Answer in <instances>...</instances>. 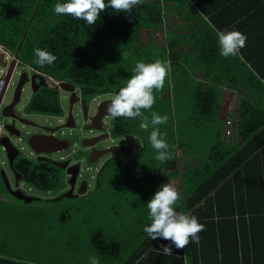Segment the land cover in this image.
Listing matches in <instances>:
<instances>
[{"label":"trees","instance_id":"obj_1","mask_svg":"<svg viewBox=\"0 0 264 264\" xmlns=\"http://www.w3.org/2000/svg\"><path fill=\"white\" fill-rule=\"evenodd\" d=\"M37 2L0 0V46L14 55L24 37L18 57L26 55L28 65L57 81H75L88 96L119 91L102 85L100 78H104L97 71L95 58L86 49L90 42L96 47L109 40H121L134 29L139 41L145 31L160 32L169 12L185 10L191 2L203 14L202 21L207 16L216 29L224 30L232 24V30L246 35V46L239 54L240 64L232 63L224 69L218 63L223 57L216 47L214 53L207 55L217 45L215 32L208 25L211 35H205L200 31L203 28L200 22L186 18L187 31L180 38L189 36L187 45L197 48L200 60L209 58L217 85L226 81L240 94L235 132L229 144L217 142L210 147L206 162L193 171L199 177L197 185L185 198L183 207H176L177 211L196 216L204 225L199 244L189 243L183 250L173 247V254L164 256L156 249L169 245V241L147 240L122 264H183L179 257L185 253L189 256L188 264H264V83L261 82L264 80V0H144L133 8L131 18L128 13L108 8L91 26L83 20L54 14L53 6L65 0H40L32 18ZM174 41H169L168 46ZM36 48L52 52L57 60L43 68L32 65ZM215 59L217 66H213ZM208 93V99L202 92L194 98L198 113L207 119L215 116L219 106L215 88L209 87ZM135 121L118 118L114 136L127 134ZM134 134L144 137L139 129ZM106 167L105 170L112 168L113 162ZM24 180L39 190L49 188V178L42 175H25ZM92 243L102 256L118 254L117 243H107L101 234L93 235ZM0 264L33 263L0 254Z\"/></svg>","mask_w":264,"mask_h":264},{"label":"rangeland","instance_id":"obj_2","mask_svg":"<svg viewBox=\"0 0 264 264\" xmlns=\"http://www.w3.org/2000/svg\"><path fill=\"white\" fill-rule=\"evenodd\" d=\"M190 19L191 22H198L196 18ZM187 24L186 19L178 22L182 34L187 31ZM137 35L134 29L124 39L109 40L96 47L90 42L91 44L86 46L96 60L98 73L104 78H100L104 82L102 85L119 90L131 77L132 69L138 60L152 63L157 58L169 59L160 32H148L145 35L146 41L152 39L149 47L139 42ZM189 38L184 36L183 39L175 41L187 45ZM18 60L1 106L12 100L21 73L31 75L25 67L28 65L26 55L20 54ZM199 60V54L193 56L188 53L182 63L180 60L178 65L173 64L163 89L154 93L156 102L152 109L142 110L145 115H149L150 111L162 116L167 115V122L158 127L162 133H167L171 160L161 164L154 159L157 153L148 140L152 131L150 125L146 133L143 131L145 138L138 134L128 135L132 136L130 139L135 148L130 156L125 157L131 160L130 163L105 170L103 188L93 189L83 201L69 200L70 196L60 201H57V198L52 199L64 189L61 188L63 185L54 186L50 178L49 188L45 191L28 184L21 185L24 193L31 197L37 196L33 198L38 200L32 202H16L6 194L3 187L0 188V194L12 200L2 201L0 204V254L16 256L33 264H89L91 256H98L100 264H122L144 241L150 240L143 232V228L150 224L145 203L162 184L170 183L177 177L180 186L174 187L180 193L181 199L176 207L181 209L185 198L192 193L199 180L193 171L206 162L208 150L215 143L213 128H217V118H213L216 114L206 121H199L193 105V81L189 74L197 70L192 67L198 68ZM182 65L184 66L181 67ZM27 96L26 91L22 94L20 104L24 105ZM237 105L238 98L233 101V114ZM136 121L130 128H140ZM226 121L230 128V124L235 123L234 115L228 116ZM2 122L4 120L0 115L1 126ZM143 144L145 149L140 154V145ZM1 170L9 176L5 155L0 149ZM95 201L96 203H93ZM97 234H101L107 243H117L119 251L116 256H102L97 252L92 243V236Z\"/></svg>","mask_w":264,"mask_h":264},{"label":"flooded vegetation","instance_id":"obj_3","mask_svg":"<svg viewBox=\"0 0 264 264\" xmlns=\"http://www.w3.org/2000/svg\"><path fill=\"white\" fill-rule=\"evenodd\" d=\"M16 66L14 64L7 87ZM27 70L31 75H36V79L31 82L28 74V78L20 80L21 75L26 72L21 73L12 100L4 105L7 107L5 113L12 115L7 119V125L12 124L21 134L22 130L26 133L25 140L13 136L10 138V143L19 150L15 152L17 156L12 163L13 169L7 164V186L2 178L0 186L6 194L17 192L19 195L21 192L28 195L21 187L23 184L31 185L24 180L25 175H42L50 178L54 186L63 185L61 188L64 190L52 199L66 193V196H70L69 200L83 201L99 182L100 176L103 177L109 162L120 160L122 153L130 150L133 143L130 139L132 136L128 135L132 129L129 128V134L114 136L118 118H111L106 112L110 99L105 96L110 95V91L94 96L84 95L81 86L75 81H57L38 71L34 73L28 68ZM25 79L28 80L25 82ZM26 91L27 100L22 105V94ZM32 135L46 138L45 144L38 147V150L28 144ZM108 149L120 153L104 155V151ZM128 155L129 153L124 156ZM76 173L77 176L71 178V174L75 176ZM79 191L82 193L78 194Z\"/></svg>","mask_w":264,"mask_h":264},{"label":"clouds","instance_id":"obj_4","mask_svg":"<svg viewBox=\"0 0 264 264\" xmlns=\"http://www.w3.org/2000/svg\"><path fill=\"white\" fill-rule=\"evenodd\" d=\"M143 3L144 0H107V2L105 0H65L63 3H56L53 6V12L58 16L66 15L73 19L83 20L91 26L100 19V13L108 8L116 12L128 13V17L131 18L133 8ZM204 19L215 32L220 56L223 58L237 57L240 50L246 46V35L237 30L216 29L207 16H204ZM56 60L57 56L52 52L36 48L31 63L43 68L51 66ZM25 67L30 71H37L31 65H25ZM170 72V61L157 58L152 63H145L138 60L132 69L131 77L125 82V86L121 87L118 93L110 94V102L106 108V112L111 118L139 119L141 121L139 127L145 131L151 125L152 131L148 140L150 146L157 153L154 159L161 164L172 159L169 151L170 146L166 140L167 133H162L158 127L165 124L168 117L155 111H150L149 115H145L144 111L152 109L156 102L154 93L163 89L165 79ZM40 74L46 75L45 73ZM257 78L259 79V77ZM261 82L264 83V80ZM149 116L151 117L150 120ZM3 132L4 128L0 127V134ZM180 199L178 190L173 185L164 183L145 203L150 224L143 228V232L152 241L163 239L170 242L169 245H160L156 249L164 256L172 255L173 247L183 250L189 243L198 245L199 233L204 230V225L199 223L196 216L176 210ZM179 258L183 260V264H188L189 256L187 253ZM89 264H100L98 256L89 257Z\"/></svg>","mask_w":264,"mask_h":264},{"label":"crops","instance_id":"obj_5","mask_svg":"<svg viewBox=\"0 0 264 264\" xmlns=\"http://www.w3.org/2000/svg\"><path fill=\"white\" fill-rule=\"evenodd\" d=\"M191 3H192L191 6L190 7L186 6L185 10H183V8H181V9H177L174 12H169L168 16L163 19L164 21H163V25H162L161 30H160V34H161V39L164 41V44L166 45L167 55L169 58V59H167V61H170L171 66L173 64L178 65L180 60H181L180 62L182 63V59L188 53H190L193 56L195 54H198L197 48L193 47V45H190V44L185 45V44H180L177 41H174V44L172 46H168L169 41L173 42V40H175L173 37H176V39H179L182 35V33L180 31V27L176 26L177 20L186 19V18H192V19L196 18L198 20V22H200L203 26V28L200 31H203L204 33H206L205 35H209V34L211 35L209 28H208L209 23L207 21H205V19L202 21V19L200 18V16H201L200 12L194 6V3L193 2H191ZM226 29L232 30V24L228 25L226 27ZM193 31L194 30H192L191 33H193ZM148 32L150 34L152 32L155 33L157 31H145L142 34H140L139 42L143 43L145 47H149L151 42H152V39H150V38L148 39V41L145 40V35ZM215 47H216V49L219 50L218 44L214 45L213 50L210 49L209 51H207L208 57L210 56V54L215 52ZM240 59H241L240 55H238L235 58H233V57L222 58V59L220 58V61L218 63H220L224 69H227L232 63H234L235 65H239ZM211 63L212 62L208 58L205 60H199L198 68L196 66L192 67L193 69H197L193 73L189 74L191 81H193L192 82V84H193L192 93L194 94V98L197 97L198 92L206 93V98L208 99V98H210V95H209L210 93H208L209 87L215 88V90L217 92V96H218L217 99L219 101V106H218V112L216 113V117H215V118H217L215 120V121H217L216 122L217 128H215V127L213 128V130H214L213 135L215 138L214 144H216L217 142H222V144H229L231 142V137H233L232 135L235 132V127L233 124H230V128H229L228 124H227L228 121H226V120H228V116L231 117V115H234V120L236 121V115H237L236 113H237L238 105L236 107L234 114L232 113L231 109H232L234 99L238 98V103H239L240 94H238L236 91H233L232 86L226 81L222 82L220 85H217L216 81L214 80L215 74H213L210 70ZM217 64H216V59H215V63H213V66L214 65L217 66ZM183 66L184 65H182L181 67H183ZM113 93L115 94V92H113ZM193 105H194V103H193ZM194 108H195V114L197 115L199 121H202L203 119H204L203 121L208 120L207 118H205L206 116H203V115L198 113V107H196V105L194 106ZM215 118H213V120ZM138 121L139 120H137L136 123L140 125V122H138ZM209 125L210 124H208V126ZM209 127L212 128V126H209ZM139 130H140V132H143V131L145 132V130H143L141 128H139ZM136 131H138V130H132L131 133L134 134V132H136ZM127 134H129V132H127ZM138 135H140V134H138ZM145 137H146V134H145L144 138ZM133 145H134V143H133ZM133 145L130 148V150L125 153V154L129 153L128 156H130V154L135 149ZM144 149H145V144L142 145L141 149L139 150V153L141 154ZM125 157H127V156L121 157L120 160H117L116 162L114 161L112 169L113 168L116 169V168L120 167L122 164L128 165L131 160L125 159ZM169 184H171L173 186H175V185L180 186V180L177 179V177L173 178V180H171ZM103 185H104V177L100 176V180L98 183H96V185H94V189L103 188ZM0 188H1V186H0ZM2 201L3 202L4 201L12 202L11 199H9L6 195L1 193L0 194V204L2 203ZM0 208H1V206H0ZM9 257L12 259H18V257H16V256H9Z\"/></svg>","mask_w":264,"mask_h":264},{"label":"water","instance_id":"obj_6","mask_svg":"<svg viewBox=\"0 0 264 264\" xmlns=\"http://www.w3.org/2000/svg\"><path fill=\"white\" fill-rule=\"evenodd\" d=\"M40 0H38L37 2V5H36V8L33 12V15H32V18L34 17L35 13H36V10H37V7H38V3H39ZM23 40H24V37L22 38V40L19 42L18 44V47L16 49V52L14 54V60L11 62L9 68H8V74L5 78L6 80V84L7 82L10 80L11 78V72H12V69L14 67V64L16 63V61H18V53L20 52L21 50V47H22V44H23ZM5 62L2 60V56L0 55V66L4 67L5 66ZM25 77V78H28V73H23L20 77V80H22V78ZM36 75H30V81L32 82L34 79H36ZM19 80V81H20ZM28 79H25V82L27 81ZM6 86L2 92V94L0 95V115L1 117L3 118L4 122H2V126L0 125V127H3L4 128V132L2 134H0V149L4 152V155H5V165L7 167V164L9 165V167L11 169H13V166H12V163H13V160L16 158L17 154L15 152H18L17 149L14 145H12L10 143V138L11 136L15 137V138H18V139H21L22 140H25V131L22 130V134L20 133V131H18V129H16L14 127V125L10 124V125H7L6 121L8 118H10L12 115L8 114V113H5L4 110H7V107H4V106H1V103H2V100H3V97L6 93ZM16 95L14 94V97ZM5 133H8V135H4ZM119 137V136H117ZM46 142V138H44V136H38V135H32L29 137L28 139V144L30 145V147L32 148H35L36 150H38L37 148L38 147H41L45 144ZM65 148V147H64ZM40 152V151H38ZM109 153H112L114 155H118L120 152H115L113 151V149H108V150H105L104 151V155H107ZM122 155L124 156L125 153L123 152ZM68 174H70L68 172ZM0 175H1V178L3 179L5 185L7 186L8 184V180L6 179V173L4 170H1L0 171ZM77 176V173L76 175L74 176L73 174H71V178H75ZM20 194L18 195L17 192H8V194L13 197L14 199L18 200V201H23V202H32V201H36L38 200L37 198H33L31 196H28V195H25L21 192H19ZM82 191H79L78 194H81ZM66 195H63L59 198H57L56 200L60 201L61 199H63ZM67 197V196H66Z\"/></svg>","mask_w":264,"mask_h":264},{"label":"built area","instance_id":"obj_7","mask_svg":"<svg viewBox=\"0 0 264 264\" xmlns=\"http://www.w3.org/2000/svg\"><path fill=\"white\" fill-rule=\"evenodd\" d=\"M0 55L2 60L6 63L4 67L0 66V95L6 86V76L11 62L15 59L12 53H9L5 48L0 47Z\"/></svg>","mask_w":264,"mask_h":264}]
</instances>
